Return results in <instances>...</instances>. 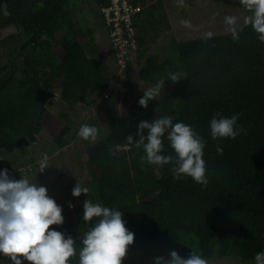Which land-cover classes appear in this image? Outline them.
<instances>
[{
	"label": "trees",
	"instance_id": "16d2710c",
	"mask_svg": "<svg viewBox=\"0 0 264 264\" xmlns=\"http://www.w3.org/2000/svg\"><path fill=\"white\" fill-rule=\"evenodd\" d=\"M94 1L99 8L109 3ZM133 2L143 6L135 20L139 36L144 29L141 15L161 1ZM148 14L153 15L152 11ZM29 21L33 34L22 46V67L0 63V148L12 152L36 141L53 90H59L60 98L70 106L109 91L111 104L105 107L108 133L95 141L87 163L99 203L121 211L125 226L134 233V243L122 264H145L147 258L169 256L171 251L183 256L195 251L206 260L238 256L250 261L264 251V42L250 25L238 28L236 41L230 32L210 39H172L174 55L163 60L157 54H146L147 48L138 42L132 54L145 58L139 78L150 87L164 79L163 85L171 89H161L147 108L138 104L142 91L127 112L120 113V95L116 85L109 84V78L116 75L106 50L101 42L92 46V55L85 50L68 0H44ZM132 69L130 59L124 71L126 84L133 81ZM169 73H181L182 79L173 83ZM216 113L229 118L240 113L237 125L246 134L242 132L235 140H212L210 120ZM165 116H172L173 123L190 125L204 140L206 186L188 176L175 179L172 165H151L141 159L143 147L127 144L128 135L135 138L140 121ZM54 122L58 126L60 120ZM51 126H47L50 134L51 129H59ZM59 127L53 140L61 148L71 128L67 124ZM143 134L147 135V129ZM163 143L161 154L174 156L167 132ZM217 147L223 149L222 155ZM95 223L97 218L85 222L81 217L79 235L71 236L77 255L69 264H79L81 241ZM52 227L70 236L62 226Z\"/></svg>",
	"mask_w": 264,
	"mask_h": 264
},
{
	"label": "clouds",
	"instance_id": "9594fccd",
	"mask_svg": "<svg viewBox=\"0 0 264 264\" xmlns=\"http://www.w3.org/2000/svg\"><path fill=\"white\" fill-rule=\"evenodd\" d=\"M239 3L250 13L244 17V25H250L259 41L264 42V0H239ZM224 22L233 41L238 40L237 17L225 16ZM211 36L212 33H208L207 38ZM181 79V73H169L168 80L173 83ZM164 81L162 79L143 90L138 101L140 107L147 108L148 102L160 95ZM240 115L237 113L229 118L214 114L210 120L211 139L235 140L242 132L246 134L247 130L237 125ZM145 129L147 135L143 134ZM166 132L174 156L161 154ZM77 135L95 142L98 129L82 124ZM126 139L128 145L134 143L137 148L143 147L145 156L141 159L147 163L158 167L172 165L175 179L188 176L199 185L208 184L203 159L205 142L190 125L173 123L172 116L155 118L152 122L140 121L135 138L128 135ZM216 151L223 154L221 147ZM47 167V162L41 161L39 172ZM88 191L87 187L76 182L71 194L73 197L86 196ZM68 206L74 207L71 203ZM62 211V207L48 195L45 186L32 183L27 178L13 179L7 169L0 170V255L7 257L11 264H23V261L28 264H69L70 259L77 255L76 242L52 227L63 224ZM122 215L121 211L100 203L88 199L83 201V220L89 222L97 218V223L84 234L78 252L79 264H122L135 238L125 226ZM155 264H208V261L195 251H191L187 258L171 251L168 259L155 258ZM254 264H264V251L255 254Z\"/></svg>",
	"mask_w": 264,
	"mask_h": 264
},
{
	"label": "rangeland",
	"instance_id": "374dc122",
	"mask_svg": "<svg viewBox=\"0 0 264 264\" xmlns=\"http://www.w3.org/2000/svg\"><path fill=\"white\" fill-rule=\"evenodd\" d=\"M155 0H149V3ZM161 5L146 8V12L140 19L144 29L138 33V42L147 48L146 54H157L160 59L174 55L171 40L182 42L190 39L212 35L229 33L225 24V16L237 17V28L244 26V17L250 13L239 3V0H160ZM71 6L73 18L81 28V36L85 50L91 54L95 43L103 44L109 67L112 73L117 75L120 69L113 62L110 43L107 32L101 20L98 4L94 0H68ZM152 11L153 15L148 12ZM5 49H0V56ZM172 55V56H173ZM133 63V81L126 84L124 74L121 72L118 82L115 78H109V84L116 85L120 95L117 105L120 113H126L129 105L142 95L143 89L150 87V83L142 81L138 76V70L144 63V57L138 59L131 55ZM3 57V56H2ZM21 76L20 74H17ZM170 85H163L162 90L168 91ZM43 115V127L36 136V141L28 146L18 147L9 152L0 148V170L7 169L9 176L27 178L32 183H38L47 188L48 195L62 207L64 222L62 225L72 237L80 233V219L83 216V201L90 200L99 203L95 182L88 168V158L93 154V144L90 140L81 139L77 133L82 124L95 126L98 129L97 139L108 133L105 107L111 104L109 94L89 96L84 103L75 106L66 104L60 98V91L53 90ZM58 118V126L54 120ZM69 125L71 130L66 135L67 144L57 147L53 138L60 129L59 126ZM57 126L59 129H51L47 126ZM52 127V126H51ZM46 161L48 167L39 172L40 162ZM79 183L88 188L85 196L73 197L71 192L75 184ZM69 203L74 207L69 208ZM176 249H179L176 247ZM183 258L188 256L180 255ZM169 256H152L145 260V264H155V258ZM9 259L0 255V264H5ZM208 264H254V260L244 261L238 256L221 257L207 260Z\"/></svg>",
	"mask_w": 264,
	"mask_h": 264
},
{
	"label": "built area",
	"instance_id": "2783aa9c",
	"mask_svg": "<svg viewBox=\"0 0 264 264\" xmlns=\"http://www.w3.org/2000/svg\"><path fill=\"white\" fill-rule=\"evenodd\" d=\"M108 1L107 5L101 6L99 9L106 28L111 53H113V61L120 69L116 75L119 78L121 72L124 74L127 61L133 55L132 52L138 47L135 20H137V15L142 11L143 6L134 3L133 0ZM108 92L104 96H107Z\"/></svg>",
	"mask_w": 264,
	"mask_h": 264
},
{
	"label": "flooded vegetation",
	"instance_id": "af4514ba",
	"mask_svg": "<svg viewBox=\"0 0 264 264\" xmlns=\"http://www.w3.org/2000/svg\"><path fill=\"white\" fill-rule=\"evenodd\" d=\"M43 4L44 0H0V49H5L0 63L22 67V46L33 34L29 20Z\"/></svg>",
	"mask_w": 264,
	"mask_h": 264
},
{
	"label": "crops",
	"instance_id": "0c3cea01",
	"mask_svg": "<svg viewBox=\"0 0 264 264\" xmlns=\"http://www.w3.org/2000/svg\"><path fill=\"white\" fill-rule=\"evenodd\" d=\"M143 16V14L141 15V17Z\"/></svg>",
	"mask_w": 264,
	"mask_h": 264
}]
</instances>
